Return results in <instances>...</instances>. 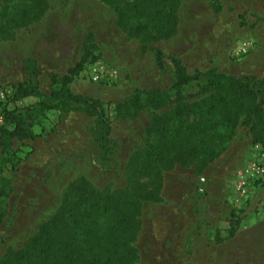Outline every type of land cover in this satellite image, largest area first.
<instances>
[{
    "label": "rangeland",
    "instance_id": "1",
    "mask_svg": "<svg viewBox=\"0 0 264 264\" xmlns=\"http://www.w3.org/2000/svg\"><path fill=\"white\" fill-rule=\"evenodd\" d=\"M217 6L216 12L213 8ZM176 18L174 35L151 44L142 54L140 40L128 37L117 25L113 10L99 0H0V87L13 89L17 84L9 82L18 79L13 74L23 66L19 60L14 62L17 43L31 39L32 51L41 56V63L57 66L74 58L80 35H97L101 47L95 41L96 60L73 80L71 90L104 104L113 146L109 160L103 161L89 134L93 119L78 112L60 118L55 112H46L33 127L39 137L13 141L14 158L5 155L11 160L5 165L0 155L1 173L12 187L0 201L4 214L0 264L8 252L25 247L56 211L73 182L81 179L109 194L130 186L131 161L143 154L151 112L119 120L113 109L135 90L167 89L173 76L170 57H178L189 75L217 65L219 72L235 78L264 79L263 1L181 0ZM244 40L252 42L251 51L241 59L233 58ZM154 47L164 55L165 73L155 66ZM78 54L80 57L81 47ZM97 61L116 70L117 78L89 81L87 70ZM43 89L48 92L32 97L33 103L10 98L4 107L0 104V110H19L47 98L49 79ZM253 146L247 129L239 125L225 149L204 169L192 161L163 172L158 182L160 200L143 203L139 211L133 241L135 263L264 264V182L255 184L245 198L234 191L254 156ZM233 211L241 222L229 237L228 217Z\"/></svg>",
    "mask_w": 264,
    "mask_h": 264
},
{
    "label": "trees",
    "instance_id": "2",
    "mask_svg": "<svg viewBox=\"0 0 264 264\" xmlns=\"http://www.w3.org/2000/svg\"><path fill=\"white\" fill-rule=\"evenodd\" d=\"M99 1L113 10L117 25L128 37L140 40L142 54L151 44L171 38L176 31L181 0ZM213 10L217 12L219 7ZM97 50L94 35L88 33L79 60L62 76L49 74L47 98L26 108L4 112L0 155L5 165L11 161L5 155L14 158L11 151L14 140L39 137L33 127L37 125V117L46 112H55L59 118L78 112L93 119L90 137L102 160H109L113 146L107 109L99 100L75 95L71 90L73 80L85 71L89 62L96 60ZM152 51L155 66L165 73L162 51L157 47ZM170 63L173 76L167 89L135 90L113 109L119 120L135 119L145 110L151 112L143 154L131 161L130 186L109 194L95 190L81 179L73 182L56 211L39 226L25 247L8 252L1 264H137L133 241L139 211L143 203L160 200L158 182L163 172L192 161L199 163L200 170L204 169L225 149L239 125L247 129L251 144L264 147V79L235 78L219 72L215 66L189 75L178 57H170ZM23 67L26 81L14 85L12 100L39 98L37 62L25 59ZM193 89L196 92L189 93ZM2 169L0 201L12 191ZM142 178L148 183H140ZM261 182L264 180L254 185ZM3 217L0 207V224ZM240 222L241 218L231 212L229 237L235 235Z\"/></svg>",
    "mask_w": 264,
    "mask_h": 264
},
{
    "label": "built area",
    "instance_id": "3",
    "mask_svg": "<svg viewBox=\"0 0 264 264\" xmlns=\"http://www.w3.org/2000/svg\"><path fill=\"white\" fill-rule=\"evenodd\" d=\"M252 49V42L249 40L242 41L237 49L233 52L232 57L241 59L249 54ZM88 80L98 83L104 78L115 80L117 78L116 70L106 67L102 62L97 61L87 70ZM14 90L10 87H0V104L4 107L7 100L12 98ZM1 106V107H2ZM4 126V113L0 110V129ZM254 156L250 160L246 173L236 182L234 187L235 194L239 198L248 197L253 189L254 183L264 180V147L259 144L253 146ZM203 182V179H201ZM200 191H202L200 189Z\"/></svg>",
    "mask_w": 264,
    "mask_h": 264
},
{
    "label": "crops",
    "instance_id": "4",
    "mask_svg": "<svg viewBox=\"0 0 264 264\" xmlns=\"http://www.w3.org/2000/svg\"><path fill=\"white\" fill-rule=\"evenodd\" d=\"M93 32V31H92ZM94 33V32H93ZM86 34V32H85ZM85 34L80 35V39L77 43V50L80 53V47L82 44V40L84 39ZM94 37H95V41L96 44L100 46V42H98V38L97 35L94 33ZM29 39V38H28ZM40 38H37L36 40H39ZM19 44V45H18ZM18 46L17 49L15 50L14 56H15V60L14 62H16L17 60H19L21 62V64L24 62L25 59L30 58L33 59L37 62V68L39 71V76H38V80H39V91L41 94H46L48 92V90L45 92V89H43V84H45V81L49 79V74L50 73H55L56 75L62 76L66 73V71L72 67L79 59V54L78 51L76 53V55L74 56V58L72 57V59H68L69 62H65L64 64L61 65H57V66H52L51 63H49V61H45L46 64H42L41 62V56L39 57V55L37 54V52H33L32 48L34 43L31 42V39L29 41H25V43H17ZM101 47V46H100ZM52 49V48H51ZM52 51H54V49H52ZM40 52V51H39ZM55 52H57L58 55V50L57 47L55 48ZM55 58V57H53ZM51 58V59H53ZM58 58V57H57ZM216 67H218L216 65ZM209 69V67L207 68ZM207 69H204V71H206ZM17 72L16 74H13V78H18V79H13V81H9L12 83H23L26 81V74H25V70L24 67L21 66V69H16ZM16 76V77H15ZM32 97H28L25 99H22L23 102H32L34 100H31ZM33 99V98H32Z\"/></svg>",
    "mask_w": 264,
    "mask_h": 264
}]
</instances>
